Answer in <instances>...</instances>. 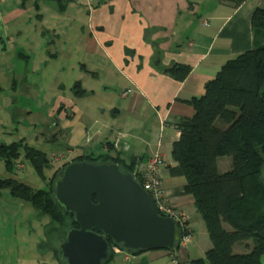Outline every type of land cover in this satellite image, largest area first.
Masks as SVG:
<instances>
[{"label":"crops","instance_id":"1","mask_svg":"<svg viewBox=\"0 0 264 264\" xmlns=\"http://www.w3.org/2000/svg\"><path fill=\"white\" fill-rule=\"evenodd\" d=\"M261 6L264 0L236 8L219 0H0L1 63L20 49L33 73L60 74L65 65L78 72L85 95H73L75 82L67 96L59 80L48 88L56 98L49 115L55 133L67 139L66 155L119 154L141 169L155 152L162 157L163 190L175 210L187 213L192 241L180 251L143 252L130 264H190L211 247L193 198L180 194L185 179L168 174L179 138L173 124L193 116L185 101L201 96L226 61L253 48L250 19ZM62 54L66 64L52 66ZM173 64L191 67L184 81L163 73ZM243 244L233 252H248L250 241ZM116 257L111 264H124ZM14 264H23L21 255Z\"/></svg>","mask_w":264,"mask_h":264},{"label":"trees","instance_id":"2","mask_svg":"<svg viewBox=\"0 0 264 264\" xmlns=\"http://www.w3.org/2000/svg\"><path fill=\"white\" fill-rule=\"evenodd\" d=\"M238 7L244 0H219ZM36 9H38L36 7ZM253 48L226 61L213 79L204 84L203 94L185 101L194 114L173 124L179 138L171 147L175 165L167 167L170 177H183L181 195H190L211 243L204 257L190 264H263L264 255V6L257 7L250 19ZM191 67L173 64L163 73L177 82L184 81ZM16 81H12V87ZM76 97L86 94L80 82L71 87ZM1 91V88H0ZM219 122L223 127H219ZM112 146V145H111ZM23 156V157H22ZM231 158V170L221 173L217 160ZM25 159L45 188L33 189L13 178L0 179V191L8 190L12 198L29 204L49 220L46 240L39 251L49 252L58 264V244L65 232L77 228L73 215L67 213L53 197V184L61 169L71 162L114 163L124 173H131L140 182L136 160L126 162L117 154L80 155L54 170L52 160L44 152L23 139L11 144L0 142V161L7 172H13L19 159ZM92 201L95 203L96 198ZM229 227V230L224 228ZM109 244V257L102 264H111L116 257ZM251 241L248 252L236 254L233 246ZM133 257L141 251L130 252ZM145 264V263H139Z\"/></svg>","mask_w":264,"mask_h":264},{"label":"rangeland","instance_id":"3","mask_svg":"<svg viewBox=\"0 0 264 264\" xmlns=\"http://www.w3.org/2000/svg\"><path fill=\"white\" fill-rule=\"evenodd\" d=\"M47 38L48 35H45L44 40ZM18 52L22 51H11L6 60L0 62L5 71H0V142L11 144L23 139L26 144L49 157L55 155L57 160L51 161L52 169L45 173L49 178L54 170L74 156L66 155V137L62 133H55V120L49 115V111L56 98L53 99L48 88L59 80L66 87L67 96L70 93L68 87L76 82L78 72L65 65L66 57L62 54L58 62L50 63L56 67L65 65V72L33 73L30 71L29 61L19 58ZM35 57L38 60L43 58L38 54ZM13 79L16 81L14 89L11 88ZM217 166L221 173L230 171L231 158H219ZM7 178L18 180L33 189L45 188V184L23 158L18 160L17 167L11 173L4 169L0 161V179ZM262 180L264 181V171ZM46 225H49L47 217L41 216L29 204L12 198L8 190L0 191V264H14L20 255L23 264H58L49 252H39L41 240H46ZM250 243L252 244L251 241ZM240 245L244 247L243 243ZM119 260V257L114 258L115 263ZM261 260L264 264V258Z\"/></svg>","mask_w":264,"mask_h":264},{"label":"water","instance_id":"4","mask_svg":"<svg viewBox=\"0 0 264 264\" xmlns=\"http://www.w3.org/2000/svg\"><path fill=\"white\" fill-rule=\"evenodd\" d=\"M53 197L77 226L58 244L65 264H102L109 257L106 239L129 253L177 249V221L160 216L135 176L117 164L69 163L54 181Z\"/></svg>","mask_w":264,"mask_h":264},{"label":"built area","instance_id":"5","mask_svg":"<svg viewBox=\"0 0 264 264\" xmlns=\"http://www.w3.org/2000/svg\"><path fill=\"white\" fill-rule=\"evenodd\" d=\"M82 4V3H81ZM89 10L91 6L88 5ZM126 93H124L125 95ZM51 160H57L55 155H51ZM164 163L161 155L155 152L146 163L144 168L140 170V185L151 197L157 213L163 217L174 218L177 221L178 228L181 233L180 241L176 251L185 248L192 241V229L189 226V217L186 212L175 210L168 201V197L163 190L162 181L159 169L163 167ZM116 256L122 258L124 264H130L134 257L129 252H124L118 247H112Z\"/></svg>","mask_w":264,"mask_h":264}]
</instances>
